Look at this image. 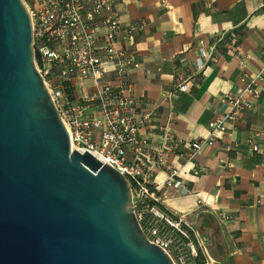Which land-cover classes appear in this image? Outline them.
Here are the masks:
<instances>
[{
    "label": "crops",
    "instance_id": "0c3cea01",
    "mask_svg": "<svg viewBox=\"0 0 264 264\" xmlns=\"http://www.w3.org/2000/svg\"><path fill=\"white\" fill-rule=\"evenodd\" d=\"M119 11L125 25L145 22L135 45L140 65L129 71V79L136 104L156 115L140 135L158 143L170 123L184 140L170 163L190 193L177 195L164 187L161 205L187 221L209 215L222 228L234 264H264V82L261 99L241 114L234 137L217 130L193 161L183 156L189 141L208 140L209 122L227 112L224 94L241 92L240 59L249 73L264 67V0H127ZM221 36L212 60L198 71L200 41L209 46ZM232 36L239 39L240 57L228 47ZM190 75L189 92H174L180 76ZM93 91L91 80L73 83L75 100ZM98 113L91 104L87 115ZM155 175L162 182L168 173Z\"/></svg>",
    "mask_w": 264,
    "mask_h": 264
},
{
    "label": "water",
    "instance_id": "95a60500",
    "mask_svg": "<svg viewBox=\"0 0 264 264\" xmlns=\"http://www.w3.org/2000/svg\"><path fill=\"white\" fill-rule=\"evenodd\" d=\"M128 179L68 130L35 64L23 0H0V264H175Z\"/></svg>",
    "mask_w": 264,
    "mask_h": 264
},
{
    "label": "built area",
    "instance_id": "2783aa9c",
    "mask_svg": "<svg viewBox=\"0 0 264 264\" xmlns=\"http://www.w3.org/2000/svg\"><path fill=\"white\" fill-rule=\"evenodd\" d=\"M126 1L23 0L32 18L36 68L61 111L71 149L90 152L128 179L133 204L138 205L139 222L145 212L152 214L144 228L141 225L144 232L152 243L171 255L173 244L167 239L168 232H177L190 240V227L186 216L174 219L160 210L159 191L166 187L177 195L190 193L189 187L179 179V168L170 163V157L179 152L184 140L172 132L170 123L162 128L158 143H153L150 136L140 135L156 112L140 109L131 94L129 71L140 65L135 45L145 22L122 23L119 6ZM223 38L209 46L200 41L195 59L198 71L206 68ZM238 42L237 36L230 37L228 42L236 57H240ZM240 65L241 92L224 94L222 101L228 103L227 112L209 122L208 140L189 141L190 150L183 154L188 162L194 160L204 144L213 140V132L219 130L234 137L241 114L254 109L261 99L264 67L249 73L245 59H240ZM191 78L192 75L180 76L173 91L189 92ZM86 80L94 83V91L70 100L66 89L73 88L75 81ZM117 80L121 82L117 84ZM91 104L97 107V116L87 115ZM251 145L254 151H259L257 145L252 142ZM159 170L168 173L162 182L155 175ZM221 219L227 220L224 216ZM174 262L183 264L184 257Z\"/></svg>",
    "mask_w": 264,
    "mask_h": 264
},
{
    "label": "rangeland",
    "instance_id": "374dc122",
    "mask_svg": "<svg viewBox=\"0 0 264 264\" xmlns=\"http://www.w3.org/2000/svg\"><path fill=\"white\" fill-rule=\"evenodd\" d=\"M189 242L184 243L176 232H168L172 240L171 255L174 260L184 257L183 264H232L222 228L209 215L187 221Z\"/></svg>",
    "mask_w": 264,
    "mask_h": 264
},
{
    "label": "trees",
    "instance_id": "16d2710c",
    "mask_svg": "<svg viewBox=\"0 0 264 264\" xmlns=\"http://www.w3.org/2000/svg\"><path fill=\"white\" fill-rule=\"evenodd\" d=\"M66 95H67V97H68L70 100H73V98H74V97H73V88H67V89H66ZM158 207H159L160 210H162L165 214L169 215L170 217H172V218H174V219H177V216L171 214V213H170L166 208H164V206H162L161 204H158ZM139 209H142V206H140ZM151 218H152V214H150V213H148V212H145L144 219L141 220V225L143 226V228H144V226L146 225V223H147L148 221L151 220ZM176 233H177V232H176ZM177 236H178L181 240H183L184 243H188V242H189V239H187V238H185V237L179 235L178 233H177ZM231 263L234 264V262H233L232 259H231Z\"/></svg>",
    "mask_w": 264,
    "mask_h": 264
}]
</instances>
